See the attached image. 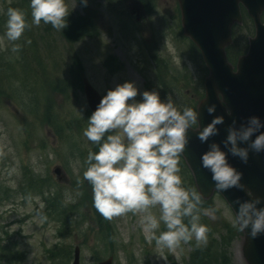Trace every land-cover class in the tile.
Returning a JSON list of instances; mask_svg holds the SVG:
<instances>
[{
  "label": "rangeland",
  "instance_id": "374dc122",
  "mask_svg": "<svg viewBox=\"0 0 264 264\" xmlns=\"http://www.w3.org/2000/svg\"><path fill=\"white\" fill-rule=\"evenodd\" d=\"M122 1H116V5L119 6ZM153 1L156 5L155 13L143 6L141 13L134 12V18H131V25L134 22L138 24L136 29H126L127 32H122L121 18L118 17L121 11L116 14V8L112 5L114 0H87L86 5L83 0L82 2L65 0L70 12L85 13L90 23L85 24L81 34L73 37L71 35L65 37L56 29L48 31L42 23L33 26L36 43L43 48L40 51L42 56L43 52L45 55L49 54L48 44L56 45L57 57L47 56L43 61L51 72L49 76L54 78L70 76L71 67L80 60L86 66V76L100 92L106 94L117 85L131 81L142 94L143 91L150 90L145 86L146 80L150 81L152 88L156 89L159 85L154 73L159 66H156L155 62L153 65L152 62L146 63L148 49L144 47L157 44L163 59L169 60L170 67L167 64L165 66L171 69V74L180 72L183 75L182 81L175 79L176 75L173 76L168 97L182 108L185 107V102L193 101L194 91L188 88L189 85L183 84L188 80L195 82L200 80V64L194 63V58H190L185 52L187 44L177 36L181 27L179 18L176 19V1ZM11 2L12 0H0L1 15H4L8 5L16 8ZM132 4V0H125V6L130 13ZM165 21L168 22L162 27ZM5 33L6 25L0 24V57L10 60L4 64L13 68L22 64L20 49L23 47L24 50L27 47L26 50H29L27 39L30 43L31 34L25 32L18 41L12 42L7 39ZM80 38L84 39L79 40ZM23 39L26 40L24 46ZM14 48L17 50L13 51ZM110 53L116 55L123 63V67L116 74L105 65V59ZM34 68L39 74L42 72V67L36 62ZM71 79L64 78V86L54 82L59 92L52 96L48 91L50 89L48 82L41 79L35 85L27 78L16 83L21 93L19 102L7 98L0 99V184L3 188L7 187V192L0 193V229L4 227L2 231L0 230V237L8 239L14 249L25 253L23 261L25 264H58L49 258L44 250L46 246L72 244L73 249L79 246L81 264H98L99 260L93 255L95 252L100 253L102 259L108 256L105 254L111 253V249L103 245L94 232L84 234L82 230L87 226L86 222L82 221L78 229L72 220L73 216L71 221L67 222L65 237H60L57 234L59 225L54 222L48 225L42 216L41 210L45 205L41 198L38 195L31 197L24 193L23 166H28L42 176L52 175V180L57 181L53 169L58 165L63 168L67 182L57 181L59 186L55 189L60 195L64 193L65 201H75L79 193L74 183L80 175L83 176V172L80 173L82 161L78 155L80 147L85 149L93 143L84 136L91 113L88 111L84 92L71 84ZM180 81L184 83L181 84ZM180 84L183 86L182 89L179 88ZM37 91L41 93L38 94ZM141 98V95L136 97L137 100ZM28 109L36 110L37 117L22 123L27 117H31L26 114ZM54 119H58L62 129H56L51 125ZM25 126L27 127L24 129ZM64 132L71 134L65 138ZM59 133L63 135L62 140L57 137ZM180 175L184 184H190L186 173L181 171ZM81 186L82 200L88 194L92 196L91 185L86 180L82 181ZM214 200L217 206H221L225 211L227 220L233 223L235 214L226 201L218 194ZM81 211L87 216L92 213L89 207L84 206L82 210L77 207L74 214L79 215ZM152 212L159 215L158 208L152 209ZM140 217L141 214L130 212L113 218L117 228L115 253L117 264H171V259L175 260L176 264L190 263L193 250L190 242L182 243L175 252L158 247L155 240L149 243L142 230ZM210 223L216 226L220 224L216 221ZM223 227L225 230L224 224ZM164 230L166 229L162 224L160 231ZM239 236L231 247L233 264H247L242 256V236L241 234ZM194 247L196 249V245ZM66 262L67 259H62L60 264ZM71 263L70 260L68 264ZM212 264L219 262L216 260Z\"/></svg>",
  "mask_w": 264,
  "mask_h": 264
},
{
  "label": "clouds",
  "instance_id": "9594fccd",
  "mask_svg": "<svg viewBox=\"0 0 264 264\" xmlns=\"http://www.w3.org/2000/svg\"><path fill=\"white\" fill-rule=\"evenodd\" d=\"M86 5L87 0H83ZM32 23L50 24L56 30L67 27L69 10L65 0H31ZM6 37L18 41L31 27L26 13L8 8ZM17 49L14 48L13 51ZM141 95V99L136 97ZM208 113L216 105L208 106ZM198 110L178 108L171 97L161 98L157 90L141 94L134 82L126 81L110 89L88 117L84 136L100 145L89 152L83 179L92 188L96 209L106 218L141 214L140 224L149 243L175 252L182 243L195 240L206 246L209 227L201 216L216 218L219 208L202 209V198L194 189L183 186L180 157L189 142L188 130L198 121ZM225 118L216 115L199 130L201 143L219 135L218 125ZM111 133V134H110ZM221 143L212 141L202 155V166L212 173L216 190L244 189L243 173L229 162V153L247 163L250 152L264 153V120L251 116L228 126ZM233 227L252 238L264 234V198L237 200ZM159 209V215L152 209ZM164 231H160L161 225ZM159 232V235H157Z\"/></svg>",
  "mask_w": 264,
  "mask_h": 264
},
{
  "label": "water",
  "instance_id": "95a60500",
  "mask_svg": "<svg viewBox=\"0 0 264 264\" xmlns=\"http://www.w3.org/2000/svg\"><path fill=\"white\" fill-rule=\"evenodd\" d=\"M183 10V23L186 34L190 35L203 50L210 66L211 74L206 80L207 98L199 106L200 128L188 130L189 142L184 155L194 171L199 190L205 197L212 195L216 189L212 173L201 163L202 155L208 150L213 140L221 143L227 136L228 126L235 120L237 125L244 123L251 116L264 120V25L260 14L264 10V0H180ZM244 3L257 23V35L251 39V48L247 56L240 59L238 72H233L227 63L224 48L231 42V27L241 21L240 3ZM87 99L96 109L101 97L97 91L86 83ZM219 95L223 96L231 113L222 105ZM215 104L216 111L208 113V106ZM216 115L225 118L224 124L218 125L219 135L210 138L208 143H201L199 130L208 125ZM229 162L243 173L244 189L231 188L222 191L234 208L237 200L263 197L259 191L264 189V153L250 152L247 163L229 153ZM250 190L253 196L247 191ZM247 234V232H245ZM264 234L258 236L263 238ZM246 253L256 264L261 260V249L256 238L247 234ZM258 242H261L259 239Z\"/></svg>",
  "mask_w": 264,
  "mask_h": 264
},
{
  "label": "trees",
  "instance_id": "16d2710c",
  "mask_svg": "<svg viewBox=\"0 0 264 264\" xmlns=\"http://www.w3.org/2000/svg\"><path fill=\"white\" fill-rule=\"evenodd\" d=\"M33 46H34L35 48H37V43H36L35 41H33V42L31 43V47H30L29 49L33 48ZM26 49H27V48H26ZM26 51H29V50H26ZM35 56L38 57V58H41V56L38 54L37 51H35ZM74 72H75V71L73 70V73H74ZM71 82H72L71 84H74L75 86L79 85V83H78L76 80H74V79H72Z\"/></svg>",
  "mask_w": 264,
  "mask_h": 264
}]
</instances>
